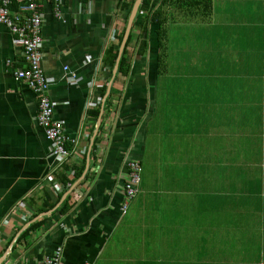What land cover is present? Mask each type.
<instances>
[{
	"label": "crops",
	"instance_id": "crops-1",
	"mask_svg": "<svg viewBox=\"0 0 264 264\" xmlns=\"http://www.w3.org/2000/svg\"><path fill=\"white\" fill-rule=\"evenodd\" d=\"M34 2L39 67L69 156L54 157L36 125V98L12 76L22 66L20 50L0 25V264H44L58 247L60 264H100L117 242L124 247L116 250H124L132 264H264V110H197L195 86L194 110H164L161 119L155 105L147 110L135 94L138 57L129 76L116 72L105 91L117 59L111 67L110 54L118 55L132 0H59V16L54 0ZM162 11L167 21L202 18L188 0H169ZM233 17L236 23L228 25ZM208 19L207 27L223 35L218 44H227L218 26L235 27L241 42L251 38L264 51V0H211ZM132 25L128 38L138 34ZM154 28L148 26L147 48L155 41ZM244 28H256L257 37L244 35ZM133 48L128 45L129 53ZM203 89L209 96L214 83ZM223 125L231 127L229 135L242 131L236 142L216 144L228 138L223 128L213 132ZM160 128L174 142H192L193 154L176 145L177 153L162 146L151 157ZM131 160L139 162V186L122 213ZM151 163L156 170H148ZM186 163L191 170H181ZM128 235L138 243L126 244Z\"/></svg>",
	"mask_w": 264,
	"mask_h": 264
},
{
	"label": "rangeland",
	"instance_id": "rangeland-1",
	"mask_svg": "<svg viewBox=\"0 0 264 264\" xmlns=\"http://www.w3.org/2000/svg\"><path fill=\"white\" fill-rule=\"evenodd\" d=\"M247 12L245 9L244 16H248L245 14ZM208 18L186 17L178 21H166L167 38L165 42L167 44L163 48L164 54H166L167 76L165 79L168 88L166 93L173 98V92L169 88L170 84L175 83L178 90L175 91L174 98L180 105L177 110H194L193 105H196L193 103L195 86L200 87L194 96L198 100L197 110H264V51L255 41L250 40L251 38L241 42L244 37L235 33V27L223 30L221 26H218L227 41V44H218L223 35L218 37L214 26L211 29L207 27L210 20ZM202 19H205L206 22ZM226 21H228V25L236 23L235 17ZM212 23L214 24V18H212ZM154 27L155 30L156 26ZM228 29H233V35L228 36ZM255 32L256 28H250L248 31L244 28L243 33L244 35L248 33L247 37H257V35H252ZM240 33L242 32L240 31ZM228 41H233L232 45ZM156 45L155 41L151 43V48H147L146 55L138 59L135 67V75H139L137 93L135 92V94H138L139 99H145V102L143 100L141 103H144L143 105L147 107V110H153L154 105L153 97L155 96H153L152 91L155 84L154 65L158 52ZM259 56L263 58L261 59ZM209 83H214L215 90L207 89L212 93L206 96V91L203 88ZM156 87L155 110H158L159 117L163 119L164 110H174L173 103H169L167 100L165 104L166 96L163 95L165 90L161 81ZM141 88L143 90H140ZM143 92H146V98ZM217 118H223V116ZM224 118H230V116H224ZM153 125L160 127V123ZM214 128L217 130L213 131L215 134L219 133L222 128L227 130L223 131V135L228 137L224 141L216 140V144L236 142L235 136L242 132L229 135L231 127L228 128L227 125ZM149 131L151 130L148 127V134L152 133ZM160 131V137L167 136L166 131L161 128ZM160 140L156 135L153 136L151 157L154 155L155 158L157 157L156 153L160 149ZM164 141L169 142L168 139ZM240 151L239 148L234 149L238 155H241ZM148 170H156V166L151 163ZM124 241L126 244H135L138 243V238L128 235ZM119 246L124 247L121 242H117L111 252L106 253L100 264H132L134 259L126 258L127 253L124 250L122 252L116 250ZM190 262L194 263V260ZM212 262L214 263V261Z\"/></svg>",
	"mask_w": 264,
	"mask_h": 264
},
{
	"label": "built area",
	"instance_id": "built-area-1",
	"mask_svg": "<svg viewBox=\"0 0 264 264\" xmlns=\"http://www.w3.org/2000/svg\"><path fill=\"white\" fill-rule=\"evenodd\" d=\"M54 12L59 16V0H54ZM89 1V0H81ZM15 3L16 9L13 11ZM34 0H0V25L4 26L18 46L22 66L12 71L16 80L24 81L27 88L36 98V125L42 130L43 136L51 144L54 157L64 160L69 156L65 150L67 141L61 122L53 118L54 108L47 95V81L39 67L38 47L41 41L39 36L40 17L36 13ZM8 63V62H6ZM127 172L122 185L121 211L124 213L130 201L136 195L139 186L140 166L136 160L128 161ZM62 249L56 248L52 256L44 260V264H60Z\"/></svg>",
	"mask_w": 264,
	"mask_h": 264
},
{
	"label": "trees",
	"instance_id": "trees-1",
	"mask_svg": "<svg viewBox=\"0 0 264 264\" xmlns=\"http://www.w3.org/2000/svg\"><path fill=\"white\" fill-rule=\"evenodd\" d=\"M177 1V0H175ZM184 1V0H183ZM191 6H195L196 11H199L202 18L203 17H209L210 15V8H211V0H188ZM134 0H132V2L129 3V7H128V13L127 15H129V11L130 8L133 4ZM169 2V0H140V4H139V9L138 12L141 16H137L133 22L132 25V29L137 28L138 30V34L134 35H130L126 45L123 49L122 55L120 57L119 63H118V69H117V74L123 76V77H128L129 73L131 71L133 60L134 58L138 57V58H142L146 55L147 52V46H148V42L149 39H151V33H148V26L154 25L156 26V29L154 31L156 38L154 39L155 42L157 43V49L158 52L156 54V63H155V84L156 86L158 85V82H162V86L163 89L165 90L164 92V102L166 104L167 100L169 103H173V108L174 110L178 109L179 103L177 100H175V94L172 93V97L171 98L168 93H166V89L167 88V82L165 77L167 76V72H166V54H164V46L167 44V42H165L166 38H167V29H165V25H166V21H167V15L165 13H163L162 8L164 7V5ZM15 6V3L14 5ZM14 8V7H13ZM122 38V35L120 37V39ZM133 44L134 48L131 50V52L129 53V51L127 50L128 45L129 44ZM163 50L162 52L160 50ZM111 56V67H113L114 63H115V59L117 57V50L114 53L110 54ZM156 88V93H155V89H154V96H157V87ZM175 83L172 85L170 84V88L169 90H175ZM104 88V87H103ZM102 88V89H103ZM111 91V90H110ZM103 93V90H102ZM156 94V95H155ZM153 97V102L155 105V101L156 98ZM108 99V98H106ZM106 101V100H105ZM154 110V109H153ZM167 134V132H166ZM158 138H160V149L162 148V146L168 147L170 149H174L175 152L177 153L178 148L176 147L180 145V149H185V151H183L185 154H193V146H192V142L189 141H183V143L180 144L179 140H175L172 141L170 138L168 139L166 135H164L163 137H160L156 135ZM169 142H166L164 140H167ZM188 147H190L191 151H188ZM188 151V152H187ZM162 157V155H161ZM160 157V151H159V158ZM234 158H239V155L235 152L234 153ZM165 163V161H164ZM168 164V162H166ZM165 163V165H166ZM181 166V170H191L192 169V164H185ZM167 167V165H166ZM229 169H238L237 167H234L232 165V167ZM135 197V196H134ZM133 197V198H134ZM66 204H63L60 207V212H64L65 206Z\"/></svg>",
	"mask_w": 264,
	"mask_h": 264
},
{
	"label": "water",
	"instance_id": "water-1",
	"mask_svg": "<svg viewBox=\"0 0 264 264\" xmlns=\"http://www.w3.org/2000/svg\"><path fill=\"white\" fill-rule=\"evenodd\" d=\"M139 3H140V0H135V2L133 3V6H132V9H131V13H130V17L128 19V24H127V27H126V31H125V34L123 36V41H122V44L119 48V51H118V55H117V59H116V63H115V66L113 68V71H112V78H111V81L110 83L108 84L107 86V90L106 93L109 92L110 90V87H111V83L113 81V78L117 72V68H118V63H119V59H120V56L123 52V49H124V44L128 38V35H129V31H130V28H131V25H132V21L134 20V18L136 17L137 13H138V9H139Z\"/></svg>",
	"mask_w": 264,
	"mask_h": 264
}]
</instances>
